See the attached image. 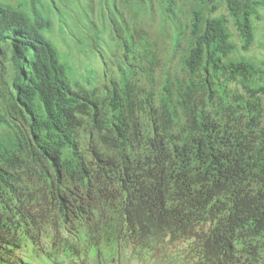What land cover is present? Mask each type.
Wrapping results in <instances>:
<instances>
[{
  "label": "trees",
  "instance_id": "obj_1",
  "mask_svg": "<svg viewBox=\"0 0 264 264\" xmlns=\"http://www.w3.org/2000/svg\"><path fill=\"white\" fill-rule=\"evenodd\" d=\"M238 1L225 0L231 13ZM31 4L30 15L0 2V38L26 61L13 92L0 87V264H131L145 252L264 264V127L253 125L264 82L255 63L222 61L225 21L193 9L181 76L158 107L111 83L101 111L69 86ZM251 16L235 18L244 48Z\"/></svg>",
  "mask_w": 264,
  "mask_h": 264
},
{
  "label": "rangeland",
  "instance_id": "obj_2",
  "mask_svg": "<svg viewBox=\"0 0 264 264\" xmlns=\"http://www.w3.org/2000/svg\"><path fill=\"white\" fill-rule=\"evenodd\" d=\"M0 2L31 15V0ZM172 3V11L165 0H36V8L47 22L40 33L55 50L69 86L73 91L98 99L101 111L106 109L111 83L121 92L135 86L142 100L150 93L153 105L159 106L157 94L165 80L181 76L193 9L202 10L204 17L217 16L225 21L232 49L222 61L249 60L256 64L264 82V0H239L235 13L227 9L225 0L206 3L172 0ZM245 7L252 11L254 33L248 48H244L235 25V18L242 15ZM125 46L131 49L127 57ZM12 54L11 46L6 47L0 38V87L13 92L19 67L23 68L26 61ZM125 77L130 82L128 87L124 85ZM258 97L260 111L254 115L253 125L262 128L264 91ZM135 113V121L141 119L146 124L136 108ZM245 124L246 118H242V125ZM105 255L109 258L110 252L106 251ZM157 258L160 257L145 252L131 264H172ZM122 262L129 264L127 259Z\"/></svg>",
  "mask_w": 264,
  "mask_h": 264
}]
</instances>
